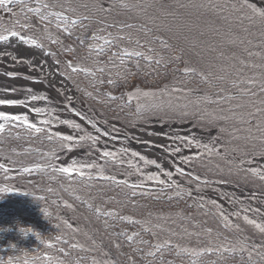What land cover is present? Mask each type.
Here are the masks:
<instances>
[{"label": "trees", "instance_id": "16d2710c", "mask_svg": "<svg viewBox=\"0 0 264 264\" xmlns=\"http://www.w3.org/2000/svg\"><path fill=\"white\" fill-rule=\"evenodd\" d=\"M81 2L92 5L96 0H73L74 6ZM100 2L107 6L116 3L117 0H100ZM127 2L130 5L129 9L116 8L110 13L104 14L105 23L103 25L96 23L101 17L94 15L92 26L85 35H90L95 28L113 24L115 27L106 28V31L101 34L107 35L108 32H111L112 37H116L118 34L127 35L131 31L133 37L140 39L141 44L145 46L143 50L146 51L147 47L151 46L157 51H161L159 41L152 39L153 36L160 35L168 39L174 48L185 49V52L180 54L184 60L189 62L190 66L204 73L211 72L213 74L209 78L211 85L205 84L197 75L186 78L179 71H176L175 69L184 66L183 63H173L169 64L167 68H159V74L142 67L138 75L128 77V82L122 84L118 82L119 78L117 77V72L121 71L119 61L115 62V67L107 63L108 56L111 55L108 52L100 57L103 62L100 66L105 68L104 73L96 71L95 77L83 73L73 74V79L70 82L82 100L100 112L106 119L119 124L134 125L147 118L179 121L193 118L195 123L203 129L217 128V134L222 138V143L218 144L221 148L218 150L219 155L216 152L211 155L207 154L205 161L199 157L193 161V165L210 175L230 179L234 182L247 183L253 180L264 187V181L246 171L249 168H242L240 164L229 162L224 156L225 153L234 150L236 152L250 149L264 151V144L260 142L261 133L255 127L259 120L264 119V117L253 119L245 115V120L249 121L248 123L234 118L227 122H218L213 127L209 125L207 119L200 121L191 115L185 117L181 114L182 111L189 113L196 111L197 105L200 110L210 114L231 115L232 112H235L239 116L246 113L247 108L235 107L237 101L229 102L221 99L220 95L224 93H218L217 89L221 87L230 89L231 82L233 80L238 81L236 69L241 67L238 62L239 59L261 62L257 57H248L244 49L247 48L253 52L264 51L260 46L262 39H264L260 32L264 29L258 23L256 25L249 24L247 20L241 24V21L236 19V14L228 16L227 13H222L221 15L228 17L225 20L220 19L219 16L207 9L197 10L191 7L180 9L178 7L179 3L198 4L206 3L207 0H127ZM146 3L154 5L148 10V15H145L137 7V5L142 6ZM161 5H164L168 11L174 12L175 15H164L159 10ZM17 9L23 17L24 13L21 9ZM55 10L59 11L60 9ZM81 11L83 10L81 9ZM28 15L34 22L36 21L34 16ZM149 16L155 19V23L148 19ZM124 24H133L135 27L132 30L123 29L121 31V26ZM0 25H9V23H3L0 20ZM53 25H55V21H53ZM142 25L152 28V33L145 36L143 31H137ZM157 26L161 28V31H156ZM243 28H247L248 32H244ZM57 34V30L54 31L55 38ZM79 34L78 30L71 39L64 35L62 40L74 44L77 48V56L86 57L87 49L79 46L75 40L76 35ZM240 39L245 40V43H240ZM249 39L252 40V45L247 44ZM233 40L236 42L232 43ZM149 41L151 44L148 43ZM118 43L120 47L129 49L137 47L134 40L131 43L128 40ZM193 44L195 49L191 52L188 51ZM53 51L57 53L54 58L61 61L60 65L65 70L64 61L72 59V55L63 52L56 46H54ZM112 51H116V48L113 47ZM221 53H223L222 56ZM162 54L169 56L176 53L162 52ZM84 63L95 71L92 59H87ZM140 63L143 66L146 62L141 60ZM127 67L133 68L132 63L129 62ZM156 67L153 63L152 68ZM133 71H135L134 68ZM258 71V69L244 68L243 75L251 76ZM109 76L118 82L116 87L107 84ZM216 76H224L225 79L217 80ZM101 79L105 82L100 83ZM161 85H165L167 89L157 91L158 95L156 96L141 97L139 101L133 100L130 104L127 102V97L124 96L128 89L135 86L159 87ZM173 87L180 88L182 91L173 92ZM188 89H202L204 92L198 94L189 92ZM207 91L217 93L219 96L206 94ZM108 93L120 97V99L110 100ZM206 95L216 102L208 103L204 99ZM226 95L227 93L223 96ZM137 103L145 106L146 111L143 118L135 114ZM184 105H188L187 109H183ZM220 127H224L226 131L221 133ZM17 134H19V138H17ZM251 137H255V139ZM237 139L243 143L237 142ZM57 148L58 144L49 142L44 135H29L23 129H11L10 133L6 131L3 136H0V161H3L10 169L7 174L0 171V186H4L2 185L4 183H18L24 186L22 189H14L13 192L7 193L4 201L0 202V260L5 261V264L8 257L13 258L12 264H26V262L27 264H54V262L43 260L45 254L58 257L64 260L65 264H77V261H80V264H91L92 257H97L98 250L106 252V248L104 249L101 244L106 245L114 256L113 260L117 261L118 264H167L168 261H172V264H192V260H196L197 264H213V262L215 264H248L246 254H244L243 259L240 256H230L228 253H223L224 258L222 259L218 252L205 253L196 258L186 254L176 256L175 248L165 251L163 259H161L160 253H157L155 257L147 256L146 252L154 250L151 245L157 240L167 239L173 245L199 250L209 246L216 248L222 244H235L237 240L243 241V233L251 237H260L261 235L242 219L239 221L242 229L236 230L234 226L233 228H225L223 226L224 221L217 214L215 207L208 201L201 203L194 196H189L188 191L182 187L168 188L169 183L167 182L165 185H159L148 180L146 183L129 181L127 176L137 171L136 166H133V171H125V165L121 164V158L118 156H116L115 162L100 156L103 164L109 170L106 171L107 173L103 171V174L114 176L116 180H127L129 183H143V188L136 189V191L138 193L146 192L149 195L138 194L133 197L131 189L117 185L111 180L98 179L96 177L100 171L89 169H85V172L90 174L93 179L74 177L72 183H69L68 178L47 167L54 161L50 160L45 153H51ZM28 162L34 164L26 167H32L36 164L46 167L42 171L21 175L19 170L23 167L11 166ZM119 173L126 177L118 176ZM5 175L11 176L12 179H5ZM161 190H163V195L160 194ZM177 192L181 195L177 196ZM25 193L29 195H25ZM77 195L81 198L79 201L75 199ZM37 197H44V199L38 200ZM169 197L172 198L169 199ZM63 201L72 204L73 209L65 207ZM84 201L91 204L92 208H88ZM200 204L203 207H199ZM97 206L101 208L102 212L113 211L117 215L106 217L101 214L98 217L95 212ZM43 209H47L48 216H44ZM62 212H67L73 223L64 219L61 215ZM120 216L129 217L133 221H140V223H128L120 220ZM64 221L79 231L73 232L65 226ZM57 225L59 227H56ZM20 226L25 227L26 230L31 229L33 233H38L41 239L53 243L55 247L47 248L31 232L27 236H22L18 232ZM144 227L151 229V232H144ZM206 228L212 229L211 234L205 231ZM121 232L125 235H119ZM136 232H139L140 235L135 237V240H147L148 245L133 243L129 246L125 237ZM153 232L156 233L155 238L152 236ZM58 235L63 240H67L68 243L56 242L55 237ZM112 241L121 244V247L116 249ZM210 241L211 244H209ZM71 243H79L90 251L71 249L69 247ZM61 247L69 252V256L65 257L63 253L59 252ZM133 248L137 250L133 251ZM129 256L132 257L131 260L128 259Z\"/></svg>", "mask_w": 264, "mask_h": 264}, {"label": "snow or ice", "instance_id": "6c2138e0", "mask_svg": "<svg viewBox=\"0 0 264 264\" xmlns=\"http://www.w3.org/2000/svg\"><path fill=\"white\" fill-rule=\"evenodd\" d=\"M35 6H31L29 0H0V10H2L5 14H8L12 17H15V22L12 24L10 28H4L3 31H0V44H11L12 39H15L18 44H24L28 46H33L36 48L44 49L45 45L43 42L38 39L36 33L37 30L42 31L45 35V38L50 40L52 45H59L60 49L72 55V59H67L64 61L65 70L60 72L59 74L63 76L66 80H72L73 74H85L89 76L95 77L96 71L100 73L105 72V68L100 66L103 62L100 60V57L108 52L111 55L108 56L107 63L112 64L114 67L116 66V61H119V66H121V71L117 72V77L119 78V83L126 84L128 82V77L136 76L143 68L149 69L151 72H156L159 74V68H167L169 64H180L183 63L182 68L175 69L179 71L184 77L190 78L192 75H197L200 79L205 83L211 85L210 77L213 75L211 72L204 73L202 71H198L195 67L189 65L187 60L183 59V56L180 53H184L185 49L183 48H174L172 44L169 43L168 39L163 38L160 35H155L152 37L153 41H159V48L161 51H157L153 47H147L146 51L144 49V45L141 44L140 39L134 38L131 31L128 32L127 35L118 34L116 37H112V33L108 32L107 35H102L106 31V28L115 27L113 24H108L106 27H98L91 31L90 35H85L88 33V30L92 26L93 16H100L101 19L97 20L96 23L99 25H103L104 14L110 13L112 10L119 8L127 10L130 8L127 0H117L114 4L105 5L100 2V0H96V2L92 5L88 3L81 2L78 5L73 4V0H33ZM154 5L152 3H146L142 6L137 5L145 15H148V10L152 8ZM14 7H19L21 11L24 13L23 20H21L14 10ZM178 7L180 9H185L188 7L195 8L197 10L207 9L209 12L216 14L220 19H227V16L221 15L222 13H227L228 16L232 14H236V19L241 21V24L244 20H247L249 24L256 25L257 23L264 29V0H207L206 3H179ZM59 8V11L55 9ZM81 9L83 11H81ZM160 12L167 16L175 15L174 12L168 11L164 5L160 6ZM34 16L36 21L34 22L31 17L28 15ZM148 19L155 23V19L151 16ZM53 21H55V28L58 33L65 34L68 38H72L74 33L78 30L80 32L79 35H76L75 40L78 42L79 46L85 47L87 49L86 57L77 56V48L73 43L64 44L63 40L57 36L56 38H52L50 32V26L53 25ZM87 22V23H86ZM135 26L133 24H124L121 26V31L123 29L132 30ZM137 31H143L145 36H148L152 33L153 29L147 27L146 25H142ZM156 31H161L159 26L156 27ZM244 32H248L247 28H243ZM6 33V34H5ZM31 33V34H28ZM262 38H264V30L260 32ZM128 40L130 43L133 42L137 45L136 48L129 49L127 47H120L119 41ZM102 42V43H100ZM235 43L236 41H231ZM240 43H245V40L240 39ZM151 44V41L148 42ZM247 44L252 45V40H247ZM261 48L264 49V39L261 41ZM115 47L116 51H112V48ZM195 49V45H192V48L188 51H192ZM247 52L248 57H257L261 62L256 63L252 61H245L244 59H239L240 68L236 69V75L239 78L237 80H233L230 85V89L226 88H218V93H227L226 96H221V99H225L226 101H237L235 107L236 108H247L248 110L244 114H240L237 116L235 112H232L231 115H220L215 113H208L204 110H200L198 105L196 106V111L189 113L188 111H182L181 114L185 117L191 115L194 118L204 121L208 120L210 126L215 127L218 122H227L230 119H239L244 123H248L249 121L245 120V115L256 119L258 117H264V51H249L247 48L244 49ZM162 52L172 53L175 52V55L165 56ZM154 53V55H153ZM5 53H0V55H4ZM44 54L46 56H56L57 53L52 51H45ZM223 53H221V56ZM87 59L93 60V66L95 67V71L92 68L85 65L84 61ZM13 60H17V62L26 63L27 61L18 60L17 57H13ZM143 60L146 63L142 66L140 61ZM129 62L132 63L133 68L127 67ZM57 65L61 63L59 59L55 61ZM155 64L157 67L152 68V64ZM244 68L248 69H258V72H254L251 76L243 75ZM6 76L15 77L16 73L14 72H6ZM217 80H224V76H216ZM100 83H104V80H100ZM117 81H114L111 76L107 79V84L116 87L118 85ZM232 90H235L236 95L232 94ZM4 92L15 91V89H3ZM29 93L28 100L23 99H11V98H0V106L4 107H25L28 109L27 112L24 113H10L6 111L0 110V136L7 132H11V129H23L29 135L38 136L44 135L45 138L49 142H55L58 144V148L54 149L51 153H45V155L49 156L50 160L57 161L59 159L58 152H67L71 153L77 148L83 147L85 142L90 141V148L93 150L96 149L97 144L99 143V137L92 136L90 134L81 135L78 137H74L71 134H61L60 132L51 131L47 126L51 124V120L42 119L39 121H33L29 119L28 113L40 114L43 112V109L39 107H30L28 101H37L46 99L43 96H37L31 94L32 90H27ZM173 92L182 91L180 88L173 87ZM191 91V90H189ZM91 95V93H88ZM158 92L155 91H141L139 88H134L131 91H127L124 93V96L127 97V102L130 104L133 100L139 101L141 97H150L156 96ZM108 97L110 100H117L120 97H116L108 93ZM71 99V97H69ZM208 103H214L216 101L211 100L207 95L204 97ZM159 107V106H157ZM171 108V105H169ZM188 105H184L183 109H187ZM146 109L142 104L137 103L135 108V114L138 117L143 118ZM223 112V110H221ZM77 115H80L77 113ZM81 119H85V117L81 116ZM61 124L67 125L70 128L79 129L80 125L73 123L70 120H60ZM95 127V125H93ZM257 131L261 133L260 142L264 144V119L259 120V122L255 125ZM97 132L100 130L97 128ZM219 131L224 133L226 129L224 127H220ZM104 136H107L108 133H103ZM17 138H19V134H17ZM255 139V137H251ZM178 139L185 141L187 145L194 146L195 148H203L207 154L211 155L213 152L219 155V151L216 148V144L218 143V138H211L209 143H201L199 139L194 136H182ZM123 151V150H122ZM174 152L179 153L180 148L177 147L173 149ZM204 153H196L193 156H184L181 157V161L183 163H189L192 160L198 159ZM100 156L106 158V160L115 162L116 153L111 151H101ZM132 156H139L141 160L145 158L140 156L137 152H132ZM130 163V162H129ZM146 163L155 164L157 168H160V165L156 163L154 160H147ZM46 166L36 164L32 167H23L21 168L20 174L24 173H32L34 171H42ZM50 167L53 172L62 174L66 178H68L69 183H72L74 177H80L84 179H93L90 174L85 172V169H95L97 165L95 163H80L76 159H71L67 164H57L52 163L47 165ZM0 171L7 174L10 169L4 164L0 163ZM176 171L181 175H185L184 169L177 168ZM251 175L258 177L261 181H264V171L259 168H250L246 170ZM165 176L168 177V180L171 181L172 173L165 172ZM188 175L192 176V179L199 181L201 178L198 175H192L188 173ZM101 180H111L113 183L117 185L124 186L128 189H131V195L135 197L136 195H149L146 192H137L136 189H142L143 183H129L127 180H116L114 176H108L103 174V169L100 170V174L96 177ZM5 179H12L11 176L5 175ZM148 181H154L159 185H165L166 181L160 179L159 176L156 175H148L146 176ZM205 184L208 183L207 180L203 181ZM224 182V181H221ZM179 187V185H175V182L169 183L167 185L168 188ZM14 191L12 186L4 185L0 186V193H11ZM51 191V189H49ZM161 195H163V190H161ZM191 196V192L187 193ZM25 195H29L25 193ZM177 196L181 194L179 192L176 193ZM158 198V197H154ZM172 197H169L171 199ZM38 200H43L44 197H37ZM75 199L79 201L80 196H75ZM203 199V198H201ZM87 204V201H84ZM209 204L215 207L218 210V215L224 221L223 226L225 228H233V225L229 219V217L223 213L220 209V206L217 204L215 200H209ZM64 206L73 209V205L64 202ZM88 208H92L91 204H87ZM199 207H203L202 204L198 205ZM245 212L253 211L264 215L261 213L260 209H245ZM96 215L99 217L101 214L106 217H114L117 214L113 211L102 212L99 206L95 209ZM44 216H48L49 213L47 209H43ZM235 216H239L240 213H233ZM243 220L246 224L250 225L256 232H258L261 237H264V223H258L255 219L250 218L248 215H244ZM120 220L127 221L128 223H140V221H133L129 217L120 216ZM64 224L67 228L71 229L73 232L79 231V229L73 227V225L69 224L67 221H64ZM105 226L107 227V222L105 221ZM56 227H59L57 225ZM236 230H240V226L237 224L234 226ZM21 231L26 234L31 232L36 236L37 239H40V242L45 244L47 248H53L55 245L51 242L44 241L40 238L38 233H33L31 229H22ZM144 232H151V229L148 227H144ZM205 231L208 234H211L212 229L206 228ZM119 235L124 236L123 232L119 233ZM140 235L139 232L133 233L132 235H127L125 239L127 240L129 246L133 243H139L148 245L147 240H139L136 241L135 237ZM174 235V233H173ZM191 235V233H189ZM199 235V234H197ZM152 236L155 238L156 233H152ZM56 242L67 244V240H63L61 236L55 237ZM95 243V242H93ZM113 246L116 249L121 247V244L116 241H112ZM211 244V241L209 242ZM71 249H82L84 251H90V249H85L83 245L79 243H71L69 245ZM151 248L154 250H149L146 252L147 256L155 257L157 253H160L161 259L164 257L165 251L170 248H175V255L181 256L182 254H186L190 257L199 258L205 253H213L218 252L221 254V258L223 259V253H228L230 256H240L243 259L244 254L247 255L248 264H264V239L259 242H249V238L245 237L243 241L237 240L235 244H222L216 248L214 247H204L199 250L195 248L189 247H181L180 245H173L170 240H157L154 244L151 245ZM137 249L133 248V251ZM59 252L63 253L65 257L69 256V252L65 251L63 247L59 248ZM102 256H107L108 253H104L101 251ZM39 259V258H38ZM129 260L132 259L131 256L128 257ZM12 257H8L6 264H12ZM43 260L54 262V264H65L64 260L59 259L58 257L49 256L45 254ZM0 264H5V261L0 260ZM27 264V262H26ZM77 264H80V261H77ZM91 264H118L117 261L113 259H98L97 257H92ZM167 264H172V261H168ZM192 264H197L196 260H192ZM215 264V262H213Z\"/></svg>", "mask_w": 264, "mask_h": 264}, {"label": "rangeland", "instance_id": "374dc122", "mask_svg": "<svg viewBox=\"0 0 264 264\" xmlns=\"http://www.w3.org/2000/svg\"><path fill=\"white\" fill-rule=\"evenodd\" d=\"M30 2V1H29ZM33 4V0L31 2ZM19 7H14V9H17ZM6 22H15V18L9 17L6 19ZM53 27L54 25L50 26V32L51 35H53V30L56 31ZM37 33L43 35V38H45V35L42 31L37 30ZM36 33V34H37ZM65 34L58 33L57 36H59L61 39L64 37ZM14 44V47L21 50V54L19 57L21 59L18 60H24L27 61L26 63L17 62V60L9 59L7 58L8 55H0V64H6L10 67L13 65V67H19L20 69L24 71L29 72H36L37 76H34L35 80H30L28 77H11L7 80L8 84L5 86L14 87L17 86V90L13 91V93L10 95L12 99H23L28 100L29 93L26 89H24L25 85L29 86L27 83L31 82L30 87H33L35 89H41L43 91V95L47 97L46 103L50 105L53 109L46 112L42 119H48L51 120V124L48 125L50 128L60 132L61 134H71L74 137H78L83 135L82 133H87L92 136L99 137V143L96 146V149L93 150L89 147L91 144L90 141L85 142L83 147L77 148L71 153H64L61 155L58 159L59 164H67L71 159H76L80 163H95L97 167L95 169H89V170H97L100 171L102 169L103 164L99 162L98 157L100 156L101 151H111L116 153V156L121 158V164H124L125 171H133V166H136L137 171L132 172L129 176L130 181H136V180H147L146 176L148 175H156L159 176L160 179L165 180L167 183H173L175 182V185H179V187L184 188L188 192H191L194 197L199 200L201 203H206V201L209 200H215L217 204L220 206V209L223 211L224 214H226L232 225H239L240 219L243 220L244 215H248L250 218L255 219L258 223H264V220L257 216L255 213H252L250 211L245 212V208H243L241 205L237 204L231 197H229L225 192H223L221 189L213 185L211 182L205 184L202 182H196L192 180L191 177H189L187 174L181 175L176 171L177 167L173 165L171 162H163L165 156L162 153H159L157 149L150 148L147 145H133L129 144L125 141H123L121 138H116V136L113 135H107L104 136L103 133L105 132H97L96 128H94L90 123L86 122L84 119H81L77 113L69 111L65 105L63 104H55L54 100H52L49 92H51V89L45 85L43 79H48L51 82H57L61 85H66L69 89H71V85L69 82L63 77L60 76L57 73V64L53 62L49 57L44 54L43 51H49L47 48L44 47V49L36 48L33 46H28L24 44H18L15 39L12 41ZM64 44H70L72 42H68L63 40ZM1 46V45H0ZM56 47L60 48L59 45H56ZM12 48V47H10ZM1 50V48H0ZM1 53V52H0ZM25 53L30 56L28 58L27 56L24 57ZM45 55V57H43ZM9 63V64H8ZM17 67V68H18ZM31 77V76H30ZM28 81V82H27ZM16 82V83H15ZM2 83V82H1ZM3 84V83H2ZM5 84V83H4ZM4 86V85H3ZM22 86V87H21ZM32 90V89H31ZM73 91V90H72ZM31 94L40 96L39 93L32 90ZM74 98L79 102L82 103L87 109L89 108L86 104H84L80 97L74 92ZM44 100V99H43ZM43 100H37V101H28L29 105H36V102H43ZM37 107V106H36ZM89 110L92 111L93 115L103 122L106 126L110 127L115 132H120L121 130H125L128 133L134 135L133 131L130 129L136 128L140 132L148 133L149 135H152L153 137H157L160 141L163 147L168 149L171 153H173L177 158L181 159V157L184 156H193L196 153H204L201 159L205 161V157L207 156L206 151L203 148H195L194 146H189L185 141H182L178 139L182 136H194L197 139L201 141V143H209L211 138H218V143L216 144L217 150H220L219 143H222V138L217 134V128H206L202 129L196 126L193 122V120L186 119V120H164L162 121L160 118L157 119H151L149 121H143L139 125L135 127H125L124 125H120L118 122L108 120L106 119L100 112H98L94 108H89ZM33 117L31 120L33 121H39L42 120L39 118L38 114L32 113ZM60 120H70L73 123L79 124L80 128H70L67 125L61 124ZM237 142L243 143L239 139H237ZM179 147L180 152L176 153L173 151V149ZM123 150V151H122ZM132 152L139 153L140 156H143L145 159L141 160L139 156H132ZM226 159L229 162H232L234 164H242V168H259L262 171H264V152H260L258 150H247L242 152H236L231 151L230 153H225L224 155ZM147 160H154L157 164L160 165V168H157L155 164H149L146 163ZM194 161V160H193ZM130 162V163H129ZM207 164V162H206ZM104 170V169H103ZM165 172H171L172 173V179L171 181L168 180V177L164 175ZM186 173V172H185ZM240 185H245L248 187H251L253 191L258 192H264V187H261L258 185V183L254 182L253 180L246 182H237ZM236 188L237 192H242L246 195L247 198L254 202H259L261 204H264V195L262 194H254L251 191H245L240 188ZM261 188V189H260ZM260 189V190H259ZM263 190V191H261ZM203 198V199H201ZM216 209V208H215ZM218 212V210L216 209ZM240 213L239 216L233 215V213ZM241 228V227H240ZM242 229V228H241ZM248 235V234H247ZM245 234V237L249 238V242H259L260 240L264 239V237H253L247 236ZM243 240H244V234H242ZM104 249L106 248L104 244H101ZM106 252L108 253L107 256L101 255V250L97 251V258L98 259H113V255L109 252V250L106 248Z\"/></svg>", "mask_w": 264, "mask_h": 264}, {"label": "bare ground", "instance_id": "6f19581e", "mask_svg": "<svg viewBox=\"0 0 264 264\" xmlns=\"http://www.w3.org/2000/svg\"><path fill=\"white\" fill-rule=\"evenodd\" d=\"M59 81L60 80H58L57 82H53V81L51 82V86H53V89L51 90V92L49 94H50L52 100H54V103L55 104H65L67 106L72 105L73 106L72 110H75V112L79 113L81 116H84L90 123L95 124L98 127H101V126L103 127L102 124L96 123L94 121L92 115L84 107L78 105L75 102L74 96H73L71 90L66 85L59 84L58 83ZM15 87H9V86H5V85L3 87L2 84H0V89H1L0 90V96H2L3 98H11L10 95L13 93V91L4 92L3 89H5V88L15 89ZM15 90H17V89H15ZM69 97H71V99H69ZM30 107H32V105H30ZM37 107H39V106H37ZM41 107L44 108V110L42 113L38 114L39 117H42L45 114V112H48V111L53 109L50 105H45V104L41 105ZM0 110L10 112V113H24V112L28 111V109L25 107H11V108H9V107H4V106H0ZM109 132L111 133L110 130H109ZM135 132H136V135H134V137H132V139L134 141L149 144L150 147L157 148L158 150H160L162 153H164L167 156V159L164 158L163 162H167V163L171 162L172 164H174L177 167L183 166V164L179 160L174 158L172 155L168 154L166 152V150L162 149L161 141L157 137L150 136L147 133H141L138 130H136ZM121 135L125 136L124 133H122ZM214 185L219 187L223 192H225L229 197H231L237 204L241 205L243 208H245V209H257V208H259L261 213H264V204H261L258 201L254 202V201L250 200L249 198L246 197V195L244 193L237 192L236 188L231 187V186H227V185H223L221 183H214ZM250 212L255 213L257 216H259L260 218H262L264 220V215H261L260 213L253 212V211H250Z\"/></svg>", "mask_w": 264, "mask_h": 264}, {"label": "clouds", "instance_id": "9594fccd", "mask_svg": "<svg viewBox=\"0 0 264 264\" xmlns=\"http://www.w3.org/2000/svg\"><path fill=\"white\" fill-rule=\"evenodd\" d=\"M7 193H0V202H3L5 197H6ZM22 229H26L25 227H18V232L22 235V236H27L28 233L26 234L25 232L21 231ZM30 233V232H29Z\"/></svg>", "mask_w": 264, "mask_h": 264}, {"label": "water", "instance_id": "95a60500", "mask_svg": "<svg viewBox=\"0 0 264 264\" xmlns=\"http://www.w3.org/2000/svg\"><path fill=\"white\" fill-rule=\"evenodd\" d=\"M149 91L151 90V89H148ZM192 171H195V172H198V171H196V170H193L190 166H188Z\"/></svg>", "mask_w": 264, "mask_h": 264}]
</instances>
